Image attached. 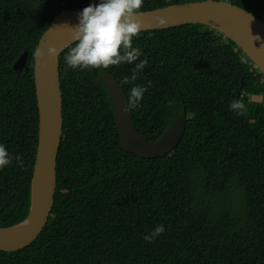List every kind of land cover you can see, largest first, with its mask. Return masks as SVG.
<instances>
[{
  "label": "trees",
  "instance_id": "trees-1",
  "mask_svg": "<svg viewBox=\"0 0 264 264\" xmlns=\"http://www.w3.org/2000/svg\"><path fill=\"white\" fill-rule=\"evenodd\" d=\"M205 0H144L140 12ZM264 22V0H226ZM100 0H0V227L24 221L38 144L34 51L63 10ZM60 56L63 135L57 191L39 237L0 264H264V93L261 74L218 32L184 25L140 32L136 61L107 69L68 67ZM29 51V71L14 62ZM108 73L126 97L147 89L131 110L138 133L156 141L186 114L184 134L163 157L140 158L120 143ZM151 81V87L148 82ZM241 95L239 96V91ZM243 98L245 116L229 107ZM22 158V165L15 160ZM162 224L149 243L143 237Z\"/></svg>",
  "mask_w": 264,
  "mask_h": 264
},
{
  "label": "water",
  "instance_id": "water-1",
  "mask_svg": "<svg viewBox=\"0 0 264 264\" xmlns=\"http://www.w3.org/2000/svg\"><path fill=\"white\" fill-rule=\"evenodd\" d=\"M84 8L63 10L57 14L39 39L47 53L48 45L60 49L55 59L34 57V85L38 108V144L30 184V209L27 218L11 227H0V251L15 252L32 244L44 231L57 191V157L63 135L60 56L74 42L67 26L79 23ZM143 30H163L184 25H203L237 46L251 61L255 74L264 80V22L251 12L226 0H205L174 4L140 12ZM161 21L163 23H161ZM29 51L13 64L15 71H29ZM101 78L110 95L113 116L120 134L121 147L140 158H158L170 154L185 130L186 114L177 118L156 141L143 138L137 131L132 111L122 109L128 100L123 88L108 73ZM241 95V90L239 91Z\"/></svg>",
  "mask_w": 264,
  "mask_h": 264
},
{
  "label": "clouds",
  "instance_id": "clouds-1",
  "mask_svg": "<svg viewBox=\"0 0 264 264\" xmlns=\"http://www.w3.org/2000/svg\"><path fill=\"white\" fill-rule=\"evenodd\" d=\"M144 0H100L99 4H93L83 9L79 14V23L76 26H67L74 46L65 54L68 67L81 69H107L109 66H118L121 63L135 64L133 75L125 77L122 83H130L136 80V73L142 71L148 64L147 59L140 60L139 50L133 46L134 39L143 30V22L140 19V10ZM161 23H163L161 21ZM61 50L48 45L47 53L38 46L33 55L42 58L47 55L55 59ZM257 75V74H255ZM264 82V80H262ZM151 87V81L148 82ZM147 89L143 86H133L128 95V103L122 109L125 113L140 106ZM252 101L264 99V93L260 96H251ZM254 99V100H253ZM230 109L240 116H245L248 105L244 99L233 100ZM13 156L6 146L0 144V170L10 166ZM15 160L22 165V158L16 156ZM166 231L160 224L143 238L149 243Z\"/></svg>",
  "mask_w": 264,
  "mask_h": 264
},
{
  "label": "rangeland",
  "instance_id": "rangeland-1",
  "mask_svg": "<svg viewBox=\"0 0 264 264\" xmlns=\"http://www.w3.org/2000/svg\"><path fill=\"white\" fill-rule=\"evenodd\" d=\"M255 99H256V100H255L256 102H259V101H260V99H259V98H255ZM253 100H254V99H253Z\"/></svg>",
  "mask_w": 264,
  "mask_h": 264
}]
</instances>
